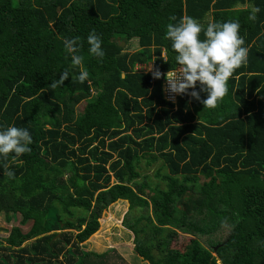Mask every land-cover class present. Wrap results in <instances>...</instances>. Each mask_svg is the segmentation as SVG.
<instances>
[{"label": "trees", "instance_id": "16d2710c", "mask_svg": "<svg viewBox=\"0 0 264 264\" xmlns=\"http://www.w3.org/2000/svg\"><path fill=\"white\" fill-rule=\"evenodd\" d=\"M243 1L0 0V128L32 138L15 160L0 155V213L23 225L0 239V264H109V251L84 243L120 200L150 264H264V0L232 12ZM210 13L245 22L247 63L214 108L192 89L174 105L164 80L180 65L167 25ZM93 29L103 58L88 51ZM76 37L82 68L63 43ZM158 161L154 183L142 163Z\"/></svg>", "mask_w": 264, "mask_h": 264}, {"label": "clouds", "instance_id": "9594fccd", "mask_svg": "<svg viewBox=\"0 0 264 264\" xmlns=\"http://www.w3.org/2000/svg\"><path fill=\"white\" fill-rule=\"evenodd\" d=\"M239 28L237 22L228 21L211 23L204 29L192 17H184L178 24L169 23L166 38L171 40L172 49L177 53L176 63L181 66L179 69L176 68L175 73L169 71L166 74L169 91L174 94H187L188 90L192 89L190 95L197 100H201V92H206L207 98L201 102L205 107L214 108L227 94L229 78L233 77L235 71L248 60L249 50L243 46L245 42L239 34ZM202 31L204 39L200 38ZM79 39V37L65 39L63 43L66 51L72 54V64L82 68L83 57L75 54ZM87 40L89 53L103 58L105 52L102 49V40L96 35L95 29ZM149 70L152 71L154 78H161L162 73L158 68ZM88 75L87 71L82 70L79 82H85ZM68 77L69 73L63 72L59 80L63 83ZM197 82L200 85L199 91L196 90ZM31 139L26 128L16 126L0 128V155L7 157L9 153H14L15 160L31 151L28 146ZM12 175L9 173V176Z\"/></svg>", "mask_w": 264, "mask_h": 264}, {"label": "rangeland", "instance_id": "374dc122", "mask_svg": "<svg viewBox=\"0 0 264 264\" xmlns=\"http://www.w3.org/2000/svg\"><path fill=\"white\" fill-rule=\"evenodd\" d=\"M126 45V50L130 52L139 49L137 39L132 40ZM136 68L139 71L145 72H149L150 68L153 69L152 64H138ZM161 166V161L150 165V167H147L146 162H143V174L148 175L154 183H157L158 179L155 177V173ZM129 206L128 201L120 200L104 211L100 219L98 232L89 238L84 245L88 246L89 250L95 252H110L109 264H150L144 259L143 251L136 245L134 234L124 226V219ZM134 213L137 215L141 214L139 209L135 210ZM14 226L23 225H21L19 220L14 219L12 214L11 219L8 220L5 214L0 213V239L6 238L9 235L8 230Z\"/></svg>", "mask_w": 264, "mask_h": 264}, {"label": "crops", "instance_id": "0c3cea01", "mask_svg": "<svg viewBox=\"0 0 264 264\" xmlns=\"http://www.w3.org/2000/svg\"><path fill=\"white\" fill-rule=\"evenodd\" d=\"M232 12H244V14H252L251 12H255L256 8H255V4L254 2H250L248 0H245L243 2H238L236 5H234L231 8ZM196 20V19H195ZM202 26L203 25H208L213 23V15L210 13L207 15V17H205L202 21L201 20H197ZM237 23H245L244 21H240L237 20Z\"/></svg>", "mask_w": 264, "mask_h": 264}, {"label": "built area", "instance_id": "2783aa9c", "mask_svg": "<svg viewBox=\"0 0 264 264\" xmlns=\"http://www.w3.org/2000/svg\"><path fill=\"white\" fill-rule=\"evenodd\" d=\"M181 66H178L177 69H179ZM176 69L172 70L171 72L172 73H175ZM179 75V73H178ZM164 94H165V98L167 101H170L172 103H176L177 102V99L180 95L182 94H174L172 92L169 91V87H168V84H167V81H166V77H165V80H164Z\"/></svg>", "mask_w": 264, "mask_h": 264}, {"label": "water", "instance_id": "95a60500", "mask_svg": "<svg viewBox=\"0 0 264 264\" xmlns=\"http://www.w3.org/2000/svg\"><path fill=\"white\" fill-rule=\"evenodd\" d=\"M125 75H123V77H124ZM216 250H217V248H215Z\"/></svg>", "mask_w": 264, "mask_h": 264}]
</instances>
